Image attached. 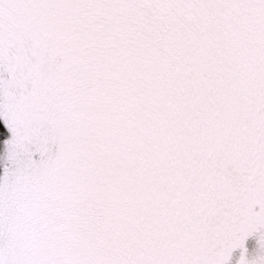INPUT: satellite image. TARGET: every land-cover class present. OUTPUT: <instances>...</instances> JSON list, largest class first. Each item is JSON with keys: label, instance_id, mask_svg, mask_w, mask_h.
Here are the masks:
<instances>
[{"label": "rangeland", "instance_id": "374dc122", "mask_svg": "<svg viewBox=\"0 0 264 264\" xmlns=\"http://www.w3.org/2000/svg\"><path fill=\"white\" fill-rule=\"evenodd\" d=\"M137 2L0 0V119L7 133L0 157V264H174L168 240L181 250L200 246L203 226L193 208L188 213L177 202L183 189L164 187L179 127L172 117L181 96L171 76L176 41L166 34L160 48L151 44L158 15L147 17L146 10H131L134 21H125L121 7ZM197 2L159 0V8L166 18H182L196 12ZM250 5L254 11L244 22L249 19L254 44L243 33L237 42L249 52L245 63L255 65L264 46V0ZM142 16L145 26H133ZM182 24L173 25L176 34ZM193 37L198 48L202 40ZM9 52L17 64L3 67ZM220 96L208 103L217 129H209L211 158L199 178L206 193V177L213 185L214 178L223 180L201 202L216 208L204 227L214 238L210 258L227 253L226 264H264V221L235 234L264 208V178L254 174L264 155L261 118L246 122L247 102ZM89 197L106 209L97 224L73 213ZM158 198L171 201L169 212L155 209ZM226 239H235L234 246Z\"/></svg>", "mask_w": 264, "mask_h": 264}, {"label": "trees", "instance_id": "16d2710c", "mask_svg": "<svg viewBox=\"0 0 264 264\" xmlns=\"http://www.w3.org/2000/svg\"><path fill=\"white\" fill-rule=\"evenodd\" d=\"M244 1L246 4L248 3V0H198L197 4L199 3L200 7H197V10H195L196 12L191 15L189 12L183 14L186 17L189 16L187 20L184 19V16L182 17L183 19L178 18V16L166 18L161 14H158V21H154V24L157 27H155V30L152 28V31L156 32L160 29L161 34V36H159V34L156 33L155 36L158 38L151 37L152 40L150 42L155 47H161L164 43L166 34L170 37L172 36L176 41L173 56L175 67L171 76L173 77V86H178L179 92L176 93L179 96L181 95L179 99L177 98V102H179V111L174 113L175 116L172 115L176 125L180 124L179 127H181V130L178 127V138L173 148V153L169 158L170 164L163 162V164L167 163L166 168L163 170V173H167L164 187L169 188L180 186L185 194V197H181L182 202H180V207L182 208L185 205L188 213L190 208H193L192 211L194 210L198 223H201L203 226L199 236V255L196 258H190L185 254L181 257L178 264H208L209 262L211 263V261H218V264H222L224 254H227L220 253L219 258H216L217 256L215 258L212 256V259L214 260L210 258L211 254H209V252L214 243V238L209 234L210 230L208 228L204 229V227L209 226L208 215H214L213 213L216 212V208L213 205L209 208L201 205L202 201L210 198L214 190L217 192L223 188V180L221 178H214L213 185L209 181V179L213 180L212 178H204L206 184H209L206 186L209 187V191L208 193L205 192V189L203 188L204 186L201 185L199 178L203 175L204 170L207 168V164H203V161L201 164L197 163L198 159L195 158L199 156L201 157V153L204 155L207 149L205 150V146L197 151V149L200 148L194 135V133H197L190 130L186 124L189 117H192L193 115V112L188 110V108L195 109L194 106H199L200 108V103L204 106L202 109L205 110L207 108V104H203L209 99V95H207L208 93H205L206 88H212L213 92L218 91L222 92V94L236 92L241 98L246 97L251 100L253 99V101H259L258 99H262L264 96L263 87L258 79L257 66L256 64L247 66L244 61L246 58L244 54L249 52L241 50V47L237 42L240 33L245 32L243 29V25H245L243 18L247 16L248 8L243 7L242 4H244ZM152 7L154 8V4L150 7L151 11L154 10ZM137 9L139 11L144 10L142 7H138ZM141 18V22L135 20L136 26H139L140 24L144 25L146 17L142 16ZM151 18L154 17L151 16ZM177 22H183V24L176 34L173 25L177 24ZM193 34H196L202 40V44L199 45L198 48L196 40H193ZM249 34L250 33L246 32L244 37L253 41V38H249ZM232 63L237 64L236 68L232 67ZM197 91L201 93L199 94ZM213 94L215 95V92ZM176 97L178 96L176 95ZM213 97L214 96L210 99L213 100ZM250 108L251 106L248 105L246 111L243 112L244 109H242L241 115H244L245 113L248 114L249 112L251 113ZM183 109L186 110L182 115L180 112H183ZM200 116H202V114H200ZM210 134L211 133H209V135ZM6 139V129L0 119V157ZM203 141L208 146V139ZM204 145L205 144L202 146ZM155 178L157 181H160L162 175L156 174ZM159 200L160 199L158 198L156 202H159ZM154 207L160 213L163 211H170L165 200H161L157 205L155 203ZM172 212L176 213L175 215H178L179 207H176V212L174 207ZM253 214L256 215L254 212ZM247 218H249V215L245 219ZM249 225L250 224L244 225L246 231ZM239 230L240 228L238 229V232ZM231 235H233V233L229 236ZM216 237L220 238L217 235ZM233 241H235V239L225 240V242H228V245L229 243L231 244V247L234 246L233 244L235 242ZM168 243L170 244L171 249H174L175 246L177 251L179 249L181 250V247H183V245L179 246L177 240L174 239L168 240Z\"/></svg>", "mask_w": 264, "mask_h": 264}, {"label": "flooded vegetation", "instance_id": "af4514ba", "mask_svg": "<svg viewBox=\"0 0 264 264\" xmlns=\"http://www.w3.org/2000/svg\"><path fill=\"white\" fill-rule=\"evenodd\" d=\"M250 3H253V5L257 4L258 0H250V2H248L247 4L244 1V4H242L243 7L248 8V14L250 13V11H252L250 13V15H249V19L251 18V15H252V13L254 11V9H253V7H251ZM141 4H143L145 6H143ZM152 4H154V8L152 7L154 9L153 11L150 10V7H151ZM160 6H161V4L159 3V0H156V1H153V0H140L139 3H136V6L134 8L121 7L119 13L123 16V19L125 21L133 22L134 19L132 17V14H133V11H137L138 10L137 9L138 7H142L144 10L147 11V13H148L147 17L148 16L151 17L153 15L156 16L158 14H161L162 16H164L165 13L161 12V10L159 8ZM198 7H200L199 3H198ZM131 10H132V14L130 12ZM256 14L258 15V9H256ZM246 17L243 18V20H245ZM178 18H180V17H178ZM180 19H183V18H180ZM249 19H248V23H244L245 25H243V29L245 30V32H243V34H246V32L252 34L251 32H253V30L250 28L251 25H248L249 24ZM134 25H135V22H134L133 26ZM247 30H249V31H247ZM250 34H249V38L252 37V35H250ZM150 35H151L152 38L153 37H157V36H155L156 32L152 31V30L150 31ZM0 39H2L1 36H0ZM263 51H264V46H263ZM263 51L260 52L261 53V55L259 56L260 57L259 58L260 63H255L256 66H257L258 71H262V69H260V68L264 67V52ZM244 52H246V51H244ZM8 55H9V60L3 67H11L12 65L16 66L17 63H16V60H13V53L9 52ZM244 55H245V57H247V54H244ZM244 61H246V58L244 59ZM247 66H252V65H247ZM263 79H264V77H263ZM260 84L263 87V92H264V82L262 84L261 81H260ZM212 90H213L212 88H206V92L205 93H208L207 95H209L208 96L209 99L212 96H214L213 97V101H217V98L219 97V95H221V96L224 95V94H222V92H218V91H214L215 92V95H214L213 94L214 92ZM197 92L199 93V91H197ZM207 95H205V96H207ZM228 95L229 96L230 95H237V93L236 92H234V93L231 92V93H228ZM209 99H208L207 102L203 103V104H207V106H206L207 108L205 110L202 109L204 106L201 105V103L199 104L200 108H199V106L198 107L194 106L195 109L188 108V110L193 112V115H192V117L191 116L189 117L186 125L189 127L190 130H192V131L197 133V134L194 133L195 139L197 140V142L200 145V148L197 149V151L201 150V148H204L205 146H206L205 150L207 149L206 152L204 153V155H207L206 157L203 155V153H201V155H202L201 157L199 156V157L195 158V159H198L197 163H200V164H201L202 161H203V164H205V163L207 164V160H209L211 158L210 149L213 147L212 133L209 135V129H211V127L214 126L216 121H215V119H213L212 123H211V114H210V110H209L208 106L213 101H212V99H210V100ZM242 99L245 102H247L246 107L244 108L243 112L247 110L248 105L251 106V108H250L251 113L250 112L248 114L245 113L244 115H242L243 118L245 119L246 122L252 123L254 125H256V123H257L255 118L256 117L261 118L262 122L260 120V122L258 124H260V130L262 132V137H264V115H262V113H264V96L262 97V99H258L259 101H253V99L251 100L250 98H246V97H244ZM184 110H186V109H183V113H184ZM200 114H202V116H200ZM203 128H206V133H202ZM216 129H217V124H215V126L213 127L212 130L215 131ZM180 130H181V128H180ZM207 139H208V146L203 141V140H207ZM203 144H205V145L202 146ZM236 145H238V144H236ZM254 174L257 175V176H260L261 178H264V155L258 157V159H257V167L255 168ZM260 188H261L260 194L262 195L261 199H263L264 198V179H263V184H262V186ZM183 193H184V190H183ZM166 202H167V204L171 205V201L167 200ZM177 202H182V199H179ZM263 207H264V205H263ZM105 211H106V209L103 208L101 203L96 201L94 198H92V197L90 198L89 197L87 200L81 201L79 203V208L77 210H75V212H73V213L84 215L86 219H87V216H88L94 221V219L101 218L103 215H105ZM256 215H257L256 216V221L254 222V224L249 225V227H247V231H246V228L244 226H243V230H239V232L237 230V232H238L237 236H238V234L240 232H241V235H243V236L245 235V233H247V234L250 233L251 231L256 229L264 221V208L261 209L259 212L257 211ZM120 217H121L120 215H117V216L114 215L112 219H113V221L118 222ZM249 218H250V216H249ZM249 218L246 219L247 221H245V225L249 223V221H250ZM94 222H95V224H97L96 221H94ZM103 229L106 230L105 228H103ZM109 233L110 232H108L107 230L104 231V234H106V235L109 234ZM203 238H204V236H203ZM110 239H111V237H110ZM243 245H245V244L243 243ZM167 246L171 247L169 243H167ZM176 249L177 248H175V246H174V249H173L175 251L174 264H178L180 259H181V257L183 255H185V254H187V256L190 257V258L191 257L192 258L193 257L196 258L199 255V251H200L199 247L196 250L194 249V250H191V251L189 249L188 250L187 249H183V250L179 249L177 251ZM209 254H211V250H210ZM227 257H228L227 254H224V258L222 259V264H226Z\"/></svg>", "mask_w": 264, "mask_h": 264}]
</instances>
